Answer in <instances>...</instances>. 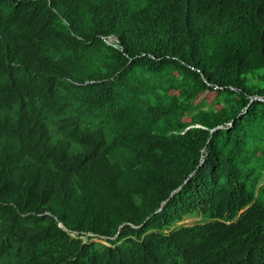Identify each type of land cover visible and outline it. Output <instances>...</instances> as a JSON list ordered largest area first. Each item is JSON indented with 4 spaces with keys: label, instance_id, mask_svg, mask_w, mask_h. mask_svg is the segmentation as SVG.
Segmentation results:
<instances>
[{
    "label": "trees",
    "instance_id": "1",
    "mask_svg": "<svg viewBox=\"0 0 264 264\" xmlns=\"http://www.w3.org/2000/svg\"><path fill=\"white\" fill-rule=\"evenodd\" d=\"M14 1H0L7 6L3 17L31 35L15 43L7 32L0 34L2 74L8 83L19 74L15 57L36 66L31 86L24 89V81L0 90V197L26 205L32 226L24 230L15 209L7 227L0 215V264H112L128 251L82 243L57 222L113 235L123 220L144 219L183 185L178 195L195 206L201 182L206 188L217 179L231 185L237 194L223 206L230 215L246 206L260 181L264 190V0H51V7L47 0ZM75 4L89 8V26L72 22ZM50 15L53 28L46 27ZM110 35L118 42L108 43ZM142 52L155 58L138 56ZM172 87L179 92L171 93ZM128 90L137 91L129 114L118 101ZM23 91L45 108L60 92L56 109L64 120L67 115L64 130L86 132L93 143L106 138L110 155L102 180L74 175L63 191L39 203L25 194L29 187L39 190L48 174L62 180L73 161L32 141L38 135L9 125L8 111L27 99L19 96ZM232 152L248 162L219 168ZM94 153L93 163L101 159ZM131 195L140 203L130 204ZM241 215L232 233L212 221L192 227L196 264H264V209L256 204Z\"/></svg>",
    "mask_w": 264,
    "mask_h": 264
},
{
    "label": "clouds",
    "instance_id": "2",
    "mask_svg": "<svg viewBox=\"0 0 264 264\" xmlns=\"http://www.w3.org/2000/svg\"><path fill=\"white\" fill-rule=\"evenodd\" d=\"M1 1V0H0ZM38 1V0H34ZM49 7L52 6V1L47 0ZM21 0H15L14 3L18 5ZM7 6L0 2V34L7 32L11 38L14 39L15 43H26L31 34L26 33L24 30L14 26L11 22L3 17ZM54 12L58 13L61 18L65 21L68 29L71 30L70 21L63 17L58 10L53 9ZM90 11L86 4L79 5L75 4L72 6L70 18L73 23L81 26H89L88 19L85 18V12ZM55 23L52 22L51 15L49 16V23L46 27H54ZM108 43H117L118 38L115 35H110L106 38ZM150 56L155 58V55L151 53L142 52L138 56ZM23 58V57H22ZM160 57H158L159 60ZM33 61V59H31ZM132 59H130L131 61ZM12 65L19 69V74L15 76V79L8 83L2 74V68L0 66V90L2 87L16 86V84L21 85L24 81L26 82L23 87L26 89L31 86V80L33 76V69H35L36 63H26L22 61L20 57H15ZM107 79H88V82L94 84L97 82H106ZM135 90V89H134ZM178 93L175 87L171 88V93ZM17 93V92H16ZM137 91L128 90L124 94L123 101L118 98V101L126 103L127 113L129 114L130 104H135L137 96H135ZM21 98H27L23 92L19 93ZM61 97V93H55L52 97V105L45 108L44 105L37 99L28 98L22 101V104L17 109L12 108L8 111L9 116H12L13 125L9 121V125L14 126L17 132H22L24 134L38 135L37 139L32 141L44 142V149H52L56 147V150L62 157L68 156L73 163L71 171L65 172L62 176L63 179L60 180V176L47 175L46 181L48 186L41 184L40 189L35 191V189L29 187L28 193L31 198L39 203L43 198L53 199L56 194L60 193L65 189V187L71 183L70 177L73 178L74 175L78 176L79 180L83 179L87 182H94L97 180H102L103 169L107 166L104 165L105 160L110 154H108V143L106 138H100L97 143H93L92 138L86 132H68L64 130V121H66L67 115L64 117L56 109V102ZM140 106V102L136 104ZM42 107L44 111H42ZM76 106L71 105L70 110L75 109ZM31 109H35L32 111ZM51 116H54L51 119ZM31 126V127H30ZM195 126L203 127L200 123ZM20 127H30L28 131L20 129ZM96 132L97 130H91ZM108 134V129L105 130ZM212 129L211 132H214ZM11 138V137H9ZM14 142V141H13ZM32 144V148L35 147L40 149L38 145ZM92 157H101L100 160L92 159L94 161L90 162ZM104 154V155H102ZM206 155L201 157L200 164L206 162ZM259 154L255 155L258 157ZM251 160V159H249ZM240 161L242 163H247L248 161L237 154L232 152L226 154V160L220 164L218 167L222 168L225 162ZM256 166V165H255ZM262 169V168H261ZM104 177V176H103ZM190 181V180H189ZM188 181V182H189ZM126 183V182H125ZM263 183L260 181L257 184L256 189L249 194L247 197V204L235 215H230L224 210V203L227 198L237 194L234 187L227 183H223L220 180H216L211 183L207 188L203 182L198 186L196 206L191 203L192 199L184 195H178L182 187L180 186L171 194L162 199L160 205L154 209L153 213L146 215L142 220H123L117 227V231L113 235H100L93 231H78L77 229H70L63 224L62 221H58V226L63 230L67 231L73 238L82 240V243H87L89 241L99 242L108 247H122L128 251V254L124 257L119 258L112 264H196L198 258V249L193 244V239L189 238V233L197 224H202L205 222H214L226 229L227 232L232 233V229L239 224V219L241 214L246 209L254 208L256 204H259L260 209H264V190L261 188ZM73 184L71 185L72 188ZM123 186L121 185V180L119 183V191L116 193L114 204L119 196ZM141 198L138 196L131 195L129 198L130 204L137 202L140 203ZM235 202L233 201V204ZM16 205L17 207L13 206ZM17 208V209H16ZM15 209L18 214H21L22 218L20 220V226L24 230L31 228V219H27L29 212L26 205L20 206L14 200H6L0 197V215L2 221L6 224L5 227L11 221V213ZM98 211V210H97ZM37 212V211H32ZM171 212L174 216L173 221L170 223L167 216L171 217ZM41 215L46 213L41 212ZM42 218V217H41ZM39 219L34 223L35 227L41 226L42 219ZM153 218L154 223L152 224L149 220ZM191 220V221H188ZM162 223H167L169 227L161 226ZM194 231V230H192ZM204 236V234H203ZM104 239L105 242L100 241ZM104 249V248H103ZM102 249V250H103ZM97 264V263H92Z\"/></svg>",
    "mask_w": 264,
    "mask_h": 264
},
{
    "label": "rangeland",
    "instance_id": "3",
    "mask_svg": "<svg viewBox=\"0 0 264 264\" xmlns=\"http://www.w3.org/2000/svg\"><path fill=\"white\" fill-rule=\"evenodd\" d=\"M188 221H191V220H188ZM100 241L105 242L104 239H100Z\"/></svg>",
    "mask_w": 264,
    "mask_h": 264
},
{
    "label": "bare ground",
    "instance_id": "4",
    "mask_svg": "<svg viewBox=\"0 0 264 264\" xmlns=\"http://www.w3.org/2000/svg\"><path fill=\"white\" fill-rule=\"evenodd\" d=\"M255 98H257V97H255ZM259 98V97H258Z\"/></svg>",
    "mask_w": 264,
    "mask_h": 264
}]
</instances>
